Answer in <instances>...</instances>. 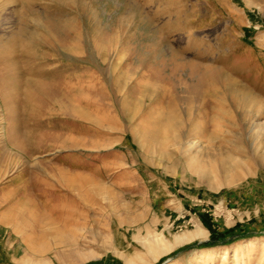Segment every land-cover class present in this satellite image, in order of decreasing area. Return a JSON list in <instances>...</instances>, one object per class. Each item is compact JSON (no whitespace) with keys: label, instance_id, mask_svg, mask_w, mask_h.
Returning <instances> with one entry per match:
<instances>
[{"label":"rangeland","instance_id":"obj_1","mask_svg":"<svg viewBox=\"0 0 264 264\" xmlns=\"http://www.w3.org/2000/svg\"><path fill=\"white\" fill-rule=\"evenodd\" d=\"M38 263L264 264V0H0V264Z\"/></svg>","mask_w":264,"mask_h":264},{"label":"trees","instance_id":"obj_2","mask_svg":"<svg viewBox=\"0 0 264 264\" xmlns=\"http://www.w3.org/2000/svg\"><path fill=\"white\" fill-rule=\"evenodd\" d=\"M215 241H216V237H214V236H210L209 239H208L207 241H204V242L201 243V244L206 245V244H209V243H213V242H215Z\"/></svg>","mask_w":264,"mask_h":264},{"label":"bare ground","instance_id":"obj_3","mask_svg":"<svg viewBox=\"0 0 264 264\" xmlns=\"http://www.w3.org/2000/svg\"><path fill=\"white\" fill-rule=\"evenodd\" d=\"M25 1H27V0H25ZM231 177H232V176H231ZM226 181H227V179H226ZM199 236H201V233H200V232H195V235H193V236L187 238V241H190V240H192L193 238H195V237H199ZM38 264H39V263H38ZM41 264H43V263H41Z\"/></svg>","mask_w":264,"mask_h":264}]
</instances>
